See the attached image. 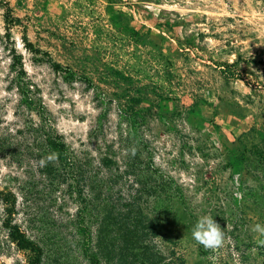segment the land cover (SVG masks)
Returning a JSON list of instances; mask_svg holds the SVG:
<instances>
[{
  "label": "rangeland",
  "instance_id": "374dc122",
  "mask_svg": "<svg viewBox=\"0 0 264 264\" xmlns=\"http://www.w3.org/2000/svg\"><path fill=\"white\" fill-rule=\"evenodd\" d=\"M42 124L82 176L40 165ZM0 146V264L35 255L9 222L39 264H264V0H0ZM110 214L132 232L96 246Z\"/></svg>",
  "mask_w": 264,
  "mask_h": 264
},
{
  "label": "trees",
  "instance_id": "16d2710c",
  "mask_svg": "<svg viewBox=\"0 0 264 264\" xmlns=\"http://www.w3.org/2000/svg\"><path fill=\"white\" fill-rule=\"evenodd\" d=\"M5 18L10 21H17L18 18H15L12 16L11 12H7L5 15ZM54 65H59L57 62H53ZM21 73V72H20ZM224 74L226 76H232L237 75L238 73L233 72V70L228 69L227 71L224 70ZM17 88L22 96V101H24L26 104L33 106L35 105V100L33 97L32 92V83L30 80L24 77V75L19 76L18 82H17ZM137 101H141L140 98L137 99ZM34 131L36 133V138L34 139V143L37 146V148H41L42 153H44V158L48 156V154L55 152L57 154V158L55 160H59L64 166L69 165V169L65 168V170L68 172V174H75V172L82 176L83 172L81 168H78L76 164L71 160L70 154L67 150V147L62 140V137L60 134L55 133V131L52 129V127H48L47 125H37L34 126ZM4 142V141H3ZM1 148V146H0ZM51 161H48L44 167H46L50 172H56V167ZM60 172V169H57ZM65 174V173H64ZM168 182H171L170 178L167 181L162 182L163 189L167 187L166 185L169 184ZM1 191V190H0ZM78 194L81 196V193L83 191L82 188H79ZM2 192H0L1 194ZM7 196V197H6ZM4 199H6V202L10 203L12 207L15 205V200H11L10 197H14V194L12 192H9L6 194ZM8 211L10 214L13 213L12 208H8ZM123 221H117L116 217H113L111 214L106 215L102 218L101 222L98 225V235H97V242L96 246H100L106 238L110 235L111 232L114 231V234L126 232L127 234H131L132 230H129V226L122 223ZM8 227L10 228V234L11 236L17 241L18 245L22 248H29L35 252V255L32 259H30L28 264H39L41 261V248L40 246L33 241L32 239L28 238L26 234L21 230V228L17 224L13 223H7ZM136 227H134V230ZM92 243L87 242L85 247V254L88 256L90 260V264H100V258L98 255V252H95L92 249ZM181 264V263H180Z\"/></svg>",
  "mask_w": 264,
  "mask_h": 264
},
{
  "label": "clouds",
  "instance_id": "9594fccd",
  "mask_svg": "<svg viewBox=\"0 0 264 264\" xmlns=\"http://www.w3.org/2000/svg\"><path fill=\"white\" fill-rule=\"evenodd\" d=\"M56 158L57 154L52 152L46 158L40 160V165L44 166L48 161ZM252 231L259 234L260 237H264V223H255ZM191 234L195 241L207 249H216L222 246L225 235L223 228L209 214L202 215L196 220ZM258 243L264 245V238L258 240Z\"/></svg>",
  "mask_w": 264,
  "mask_h": 264
}]
</instances>
